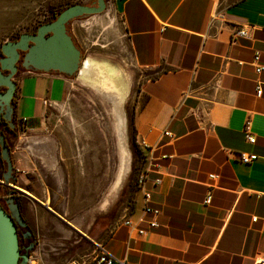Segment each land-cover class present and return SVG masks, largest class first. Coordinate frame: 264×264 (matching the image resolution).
Returning a JSON list of instances; mask_svg holds the SVG:
<instances>
[{"label": "crops", "instance_id": "crops-1", "mask_svg": "<svg viewBox=\"0 0 264 264\" xmlns=\"http://www.w3.org/2000/svg\"><path fill=\"white\" fill-rule=\"evenodd\" d=\"M118 9L134 63L156 71L132 125L160 213L150 228L139 194L130 215L144 216L145 232L108 234L110 221L93 227L94 241L127 264H264V69L254 60L259 52L264 66V0H119ZM241 26L249 36L234 40ZM49 76L15 75L19 118L41 116ZM242 152L256 158L241 162Z\"/></svg>", "mask_w": 264, "mask_h": 264}, {"label": "rangeland", "instance_id": "rangeland-1", "mask_svg": "<svg viewBox=\"0 0 264 264\" xmlns=\"http://www.w3.org/2000/svg\"><path fill=\"white\" fill-rule=\"evenodd\" d=\"M91 1L0 0V45L34 31L70 4ZM118 2L106 0L112 21L99 13L95 22L75 19L69 25L82 52V64L89 58L108 61L128 83L122 111L129 170L116 189L110 191L119 165L110 103L82 82L79 72L71 78L49 76L41 116L24 125L18 120L20 128L15 137H9L12 161L20 175L16 185L33 195L26 217L34 232L36 246L32 249L40 255L39 261H34L37 264L89 254L97 239L93 227L101 229L131 212L140 194L139 180L147 171L148 159L133 137L132 115L137 105L133 77L143 68L134 63ZM104 198L108 202L100 207ZM71 217L76 228L65 224Z\"/></svg>", "mask_w": 264, "mask_h": 264}, {"label": "water", "instance_id": "water-1", "mask_svg": "<svg viewBox=\"0 0 264 264\" xmlns=\"http://www.w3.org/2000/svg\"><path fill=\"white\" fill-rule=\"evenodd\" d=\"M105 8L106 0H93L89 4H70L61 9L54 19L40 24L35 32H24L15 40L4 41L0 45V86H6L7 89L5 92H0V105L14 92L13 78L17 73L16 62L19 51H24L21 65L27 70L47 72L49 68H52L66 77H74L82 66V58L80 49L74 44L66 26L72 20L102 13ZM48 33L50 34L47 35ZM3 70H8V73L4 74ZM0 147L1 158L6 162L4 179L9 181L12 161L2 137H0ZM10 208L14 210L15 205ZM16 225H25L18 211L9 216L0 206V264H26L27 262V256L19 252Z\"/></svg>", "mask_w": 264, "mask_h": 264}, {"label": "flooded vegetation", "instance_id": "flooded-vegetation-1", "mask_svg": "<svg viewBox=\"0 0 264 264\" xmlns=\"http://www.w3.org/2000/svg\"><path fill=\"white\" fill-rule=\"evenodd\" d=\"M50 20L52 19L49 18L45 22H48ZM69 25L70 22L66 26L68 33L70 31ZM35 31L36 29L34 31H31L30 33H33ZM49 34L50 33H48L47 35ZM73 41L74 44L76 45L74 39ZM23 55H24V51H19V57L16 62V67H17L16 74H18L22 69H25L21 65ZM81 58H82V52H81ZM2 72L6 74L8 73V70H3ZM45 73L50 75L61 74L57 70H54L52 68H49ZM155 74L156 71L143 69V70H139V74L137 75L135 74L137 77H133V86H134V91L136 92L137 102L139 103L142 102L144 96L143 87L148 81L149 76L153 77ZM144 78H146L145 82H144ZM13 80L15 82L14 78ZM6 89H7L6 86H0V92H5ZM16 90H17V84L15 82V88L12 96L7 101H2L0 105V137H2L4 145L8 148V154L11 158V161H12L11 154L13 153V150L11 144H9V137L11 136L15 137L17 130L20 128L18 123V120H20V118L18 117L17 114ZM16 171L17 168L15 167L12 161V171L10 173V179H9V181H12V184H10L9 181H5L4 174L6 173V162L2 160L0 153V206L9 216H12L14 213H16V210L18 211L20 215V219L25 222V225L24 226L16 225L17 235L19 238H23V242L32 244V246L34 247L35 245V239L33 237L34 232L32 231L31 224L29 223L26 217V213L30 206V202L32 201L31 198H33V195H31V193H29L25 189L16 185L20 179V175ZM12 205H15L14 210H11L10 208V206ZM12 219L14 220V218Z\"/></svg>", "mask_w": 264, "mask_h": 264}, {"label": "built area", "instance_id": "built-area-1", "mask_svg": "<svg viewBox=\"0 0 264 264\" xmlns=\"http://www.w3.org/2000/svg\"><path fill=\"white\" fill-rule=\"evenodd\" d=\"M248 31L245 27L241 26L233 32V37L234 40L235 38H244L248 37ZM254 60L257 61L255 65V70L256 72H260L261 70L264 69V66L259 63V52H256L254 55ZM257 94L261 93V88L258 87L257 89ZM21 125H24L27 123V118L25 117H20ZM249 122L246 121L244 125V132H245V137L248 142L252 143L254 142L255 138L249 133L248 130ZM138 143V142H137ZM139 144V143H138ZM140 146V144H139ZM141 147V146H140ZM142 148V147H141ZM239 160L244 163H248L256 158L255 154H249L242 152L239 154ZM147 176H148V171L144 173L143 176L140 177L139 180V191L141 194V204H142V213L143 215H150V218L147 220V223L150 228H155L158 226L157 222V217L160 213V208L153 206L151 204V194L150 190L147 188ZM160 181L159 178L154 179L153 183L157 184ZM10 182V181H9ZM12 184V183H10ZM211 199V194L208 193L204 199L205 203H209ZM132 212V211H131ZM140 216L137 218V221H133L131 219L130 212L127 214H124L117 219L112 220L108 226H107V233H113L116 231L118 228L122 226H126L129 229V233H131L132 229H135L136 233L141 235L145 232V229L140 228L138 226V222H142L145 220L144 216ZM94 246L89 254H86L84 256H81L79 258H71V259H66L63 261H58L56 258L50 259V260H44L45 264H127L123 259H118L116 258L104 245L103 242L98 241V242H93ZM36 246V245H35ZM36 250H31L30 254L27 256V262L26 264H37L34 263V261H39L40 255L36 253ZM42 253V252H40ZM41 264V263H40ZM133 264H139V263H133ZM254 264H257L254 261Z\"/></svg>", "mask_w": 264, "mask_h": 264}, {"label": "bare ground", "instance_id": "bare-ground-1", "mask_svg": "<svg viewBox=\"0 0 264 264\" xmlns=\"http://www.w3.org/2000/svg\"><path fill=\"white\" fill-rule=\"evenodd\" d=\"M101 14L107 16L109 20L112 21V17L109 15L108 9L105 8ZM101 14H93L88 18L83 19L82 22L86 24L95 22L98 16ZM79 78L82 82L95 89L99 95L103 96L110 103L109 105L111 107L110 116L112 117V127L115 132L114 134L116 135L115 137L117 140V147L119 149V165L116 174L114 175L115 180L112 184V186L115 188L122 181L127 170H129L130 158L125 146L126 127L122 111V104L124 103L123 100L127 93L128 83L126 82V79L120 74L119 69L112 67L108 61H97L93 58L83 61L82 68L79 71ZM105 202L106 199H104L102 204L104 205Z\"/></svg>", "mask_w": 264, "mask_h": 264}, {"label": "trees", "instance_id": "trees-1", "mask_svg": "<svg viewBox=\"0 0 264 264\" xmlns=\"http://www.w3.org/2000/svg\"><path fill=\"white\" fill-rule=\"evenodd\" d=\"M58 13V12H57ZM55 16L52 17L54 19ZM0 57H1V50H0ZM134 130V128H133ZM135 138V135H133ZM18 244H19V252L21 255L28 256L30 254V251L32 250V244H28L27 242H23V238L18 237Z\"/></svg>", "mask_w": 264, "mask_h": 264}]
</instances>
